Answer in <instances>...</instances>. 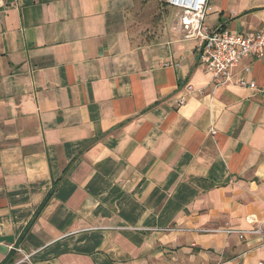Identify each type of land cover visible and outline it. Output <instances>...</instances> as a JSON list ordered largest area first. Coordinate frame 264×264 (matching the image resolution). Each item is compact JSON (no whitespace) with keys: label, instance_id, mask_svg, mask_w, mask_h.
<instances>
[{"label":"crops","instance_id":"0c3cea01","mask_svg":"<svg viewBox=\"0 0 264 264\" xmlns=\"http://www.w3.org/2000/svg\"><path fill=\"white\" fill-rule=\"evenodd\" d=\"M181 18L0 0V263L264 264L259 237L217 232L264 220V58L222 83ZM205 22L261 29L264 0H209Z\"/></svg>","mask_w":264,"mask_h":264},{"label":"built area","instance_id":"2783aa9c","mask_svg":"<svg viewBox=\"0 0 264 264\" xmlns=\"http://www.w3.org/2000/svg\"><path fill=\"white\" fill-rule=\"evenodd\" d=\"M167 4L182 10L181 27L185 38L199 40L200 63L205 70L222 83L231 82L234 69L244 58H264V27L240 33L228 28L212 29L205 22L209 12V0H163ZM237 84L243 87L256 88L255 81L248 82L239 77ZM188 92L193 93L194 87L188 86ZM253 224L249 229L233 226L219 228L217 232L235 235L240 240L251 236L259 237L264 243V220L255 214L247 217ZM197 264H225L224 262H199Z\"/></svg>","mask_w":264,"mask_h":264},{"label":"rangeland","instance_id":"374dc122","mask_svg":"<svg viewBox=\"0 0 264 264\" xmlns=\"http://www.w3.org/2000/svg\"><path fill=\"white\" fill-rule=\"evenodd\" d=\"M162 2L158 1L157 3H152L150 5H144L141 6L138 10V14L140 15V19L143 21L139 29L136 30L138 36H140V32H142V29L146 28H153L158 25V13L160 10ZM139 21L141 22V20Z\"/></svg>","mask_w":264,"mask_h":264},{"label":"trees","instance_id":"16d2710c","mask_svg":"<svg viewBox=\"0 0 264 264\" xmlns=\"http://www.w3.org/2000/svg\"><path fill=\"white\" fill-rule=\"evenodd\" d=\"M58 182L55 183V185L53 186V188L51 189V191L46 195V197L44 198L42 204L39 206V209L37 210V213H39L44 207L45 205L48 203V201L50 200V198L53 196L56 188H57ZM12 262V260L9 258L5 259L3 262H1L0 264H10Z\"/></svg>","mask_w":264,"mask_h":264}]
</instances>
